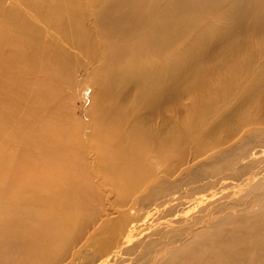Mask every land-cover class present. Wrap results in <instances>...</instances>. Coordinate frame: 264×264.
<instances>
[{"label": "bare ground", "instance_id": "6f19581e", "mask_svg": "<svg viewBox=\"0 0 264 264\" xmlns=\"http://www.w3.org/2000/svg\"><path fill=\"white\" fill-rule=\"evenodd\" d=\"M20 2L99 64L94 121H73L70 57L0 0V264H123L144 231L129 264H264V0H89L94 28L82 0ZM31 74L33 120L14 121ZM249 123L201 177L221 190L170 198L185 183L153 177L151 156L167 176Z\"/></svg>", "mask_w": 264, "mask_h": 264}, {"label": "rangeland", "instance_id": "374dc122", "mask_svg": "<svg viewBox=\"0 0 264 264\" xmlns=\"http://www.w3.org/2000/svg\"><path fill=\"white\" fill-rule=\"evenodd\" d=\"M4 7H14L18 6L22 11V13H26L25 16L28 20L33 22L36 26L41 27L43 31L45 32V37L50 42V45L48 46L51 50L58 49L63 56L70 57V62L73 63L72 72L68 79L64 80V83L61 85L62 90H64L65 97L64 104L66 107L65 111L69 118H73V121H83V122H92L93 118L92 114H90V111L92 109V105L96 102V96H95V88H96V81L94 80L95 72L97 70L99 61L96 59H93L89 54L85 53L75 45L65 41L61 34L55 30L54 28L49 27L46 23L42 22L31 9H28L25 5H23L20 0H2ZM83 6L86 9L85 18L82 21V25L86 28L92 27L94 28L96 22H97V15H98V9L91 7L88 3L89 0H82ZM86 5H85V4ZM100 10V9H99ZM97 35H99L98 29ZM48 58V57H47ZM50 59V58H48ZM48 73H46L44 76L47 77ZM16 79L14 80L19 86H23L26 79L20 78L18 75H16ZM32 79H30V85L28 87L27 91L21 92L22 101L14 106V113L15 118L14 121H20V120H26L31 121L33 120V74H31ZM19 78V80H18ZM3 92H6L9 94V91L7 88L3 89ZM183 105H188L190 103V99L186 98L183 100ZM188 107V106H186ZM185 110H187V108ZM221 108L224 107V105L220 106ZM231 107H234L231 109L233 111L237 104L232 105ZM230 107V108H231ZM1 109V108H0ZM183 113V112H182ZM66 114V115H67ZM14 115V114H13ZM12 116V115H11ZM161 117L162 115L156 116V118ZM156 118L152 119V121H155ZM11 121V120H10ZM10 121H6L5 124H1L0 121V127H10L12 123ZM91 123V124H92ZM33 124L31 126H26L25 130H23L22 136L20 138V141L18 142V148L20 152H16L15 155L17 159H20V154H23L25 151V148L23 145L26 144V140L28 137L33 135ZM259 127L264 129V126L259 123ZM92 126H89L86 130L90 129ZM32 128V129H31ZM254 124L249 123L248 125H245L244 127H241L237 133H235L233 136L223 139V142L214 148L207 149L202 152H195V148L192 144L188 145L186 150V156L185 161L178 167L175 165L174 167L170 166L171 173L167 176L165 175V171L167 170V165L169 162L167 160L164 161H158L155 156H151V159H148L147 162L149 166L151 167V172L153 173V177L156 179H163L166 177L168 180V185L171 186L173 182L177 181H183L185 184L182 186V188L176 189L170 198L175 197L178 193H184V195L187 198H193L198 196L199 194H209L211 191H219L221 190V186H218L217 184H213L210 181L213 180L212 177H208L204 180H201V177L205 176L207 173H211V168L213 167L211 164L214 163V161L217 159L218 156L225 153L226 149L229 147H237L240 145L242 140L243 134L250 133L254 131ZM24 140V141H23ZM0 145L3 144V139H0ZM22 143V144H21ZM15 148V147H14ZM27 149V148H26ZM19 153V154H18ZM219 154V155H218ZM150 158V157H149ZM23 159L19 160V162H22ZM15 162V161H14ZM152 177V178H153ZM150 179L148 182L153 179ZM146 190V189H145ZM188 191V192H187ZM141 194V193H139ZM157 203V200L156 202ZM171 203V202H170ZM149 205V204H148ZM155 206V205H154ZM147 207V206H144ZM153 206H148L146 210L152 209ZM136 209V207H135ZM135 213V212H134ZM160 220H169L174 218V215L172 213L166 214L162 217H160ZM153 219H157L156 215ZM158 222V220H156ZM171 229L170 227H168ZM166 228V230H169ZM104 233H107V230L104 231ZM103 233V234H104ZM143 235V241L142 244L139 243V246L137 247V251L133 253V255L126 257L125 260L122 262L123 264H129L131 261V257H136L135 255L137 253H140L142 250L147 246V242L151 240H156L158 235L152 234L150 232L144 231ZM161 240H166V238H161ZM98 245H103L106 243V239L101 238V234L97 237ZM145 244V245H144ZM135 245V244H134ZM96 246V247H97ZM85 248H83L84 250ZM85 253H89V250L85 249ZM135 254V255H134ZM92 255L91 251L89 256ZM88 257V255H87ZM91 258V256H90ZM88 257L87 262L90 260ZM100 261H103V258H100ZM110 264V262H108ZM121 264V263H117Z\"/></svg>", "mask_w": 264, "mask_h": 264}]
</instances>
